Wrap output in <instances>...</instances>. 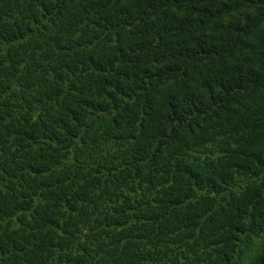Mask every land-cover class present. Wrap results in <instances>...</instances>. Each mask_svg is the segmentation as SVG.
Segmentation results:
<instances>
[{
	"label": "trees",
	"instance_id": "16d2710c",
	"mask_svg": "<svg viewBox=\"0 0 264 264\" xmlns=\"http://www.w3.org/2000/svg\"><path fill=\"white\" fill-rule=\"evenodd\" d=\"M0 264H264V0H0Z\"/></svg>",
	"mask_w": 264,
	"mask_h": 264
}]
</instances>
